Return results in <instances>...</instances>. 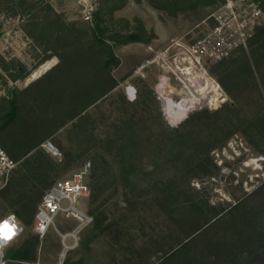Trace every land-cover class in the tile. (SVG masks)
<instances>
[{"label":"rangeland","instance_id":"obj_1","mask_svg":"<svg viewBox=\"0 0 264 264\" xmlns=\"http://www.w3.org/2000/svg\"><path fill=\"white\" fill-rule=\"evenodd\" d=\"M171 1L0 0V144L18 162L0 220L24 227L7 255L37 236L46 191L91 162L109 178L107 220L84 230L70 264H264V24L227 58L193 65L184 55L213 15L249 0ZM75 226L56 219L37 261L56 262L59 231Z\"/></svg>","mask_w":264,"mask_h":264},{"label":"built area","instance_id":"obj_2","mask_svg":"<svg viewBox=\"0 0 264 264\" xmlns=\"http://www.w3.org/2000/svg\"><path fill=\"white\" fill-rule=\"evenodd\" d=\"M243 6L244 9L239 11L238 4L230 1L225 11L222 9L214 14L216 25L212 32L188 49L184 58L201 66L207 59L221 61L245 45L264 24V12L250 0ZM87 14V20L91 19L90 12ZM46 148L57 155V149L51 143ZM17 166L18 162L0 144V191L9 184ZM91 174L92 164L88 162L72 177L57 181L46 191L36 213V235L44 238L56 228L58 218L75 222L76 226L66 232L59 231L62 248L56 262L23 264H66L69 254L80 247L82 233L94 223V217L84 208V201L92 192ZM23 231V224L15 214L0 220V264H7L6 251L20 240Z\"/></svg>","mask_w":264,"mask_h":264},{"label":"trees","instance_id":"obj_3","mask_svg":"<svg viewBox=\"0 0 264 264\" xmlns=\"http://www.w3.org/2000/svg\"><path fill=\"white\" fill-rule=\"evenodd\" d=\"M180 4V0H172L169 2L171 6H178ZM262 8L264 9V0L262 3ZM107 32V26L105 24V20L101 17L99 13L95 14L94 19V33L96 39L101 42V44L105 42ZM259 34H264V28L259 31ZM141 37L139 34H131L126 37V42H139ZM114 61V55L111 54L109 58L106 60V64L110 65ZM26 77V74L23 75V78ZM17 105L15 102L11 103V111L8 113L9 120L14 121L17 115ZM209 112H199L195 114V116L206 115ZM91 179H94L95 185L92 188L91 195L93 196V204H97V207L92 210V215L94 217V225L97 229H101L104 226L105 221L107 220L106 211L103 209L106 204V200H104V194L106 192V187L109 182V178L104 169L100 166L92 169ZM19 218V217H18ZM21 221V220H20ZM40 245V237L33 236L31 239L26 240L21 245L11 249L8 252L7 260L17 262L20 264L23 263H34L38 260V248ZM66 264H70L67 260Z\"/></svg>","mask_w":264,"mask_h":264},{"label":"bare ground","instance_id":"obj_4","mask_svg":"<svg viewBox=\"0 0 264 264\" xmlns=\"http://www.w3.org/2000/svg\"><path fill=\"white\" fill-rule=\"evenodd\" d=\"M50 65H52V63L50 62L49 64H47L46 66H45V68L44 69H47ZM191 67V66H190ZM39 75V74H38ZM36 75H34V77H35ZM204 79L205 78H203V80H202V82L204 81ZM205 83V82H204ZM215 83V82H214ZM217 85V84H216ZM216 85H214L213 83H211V85H210V89H213V90H216L217 89V86ZM217 91V90H216Z\"/></svg>","mask_w":264,"mask_h":264}]
</instances>
